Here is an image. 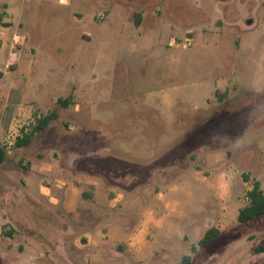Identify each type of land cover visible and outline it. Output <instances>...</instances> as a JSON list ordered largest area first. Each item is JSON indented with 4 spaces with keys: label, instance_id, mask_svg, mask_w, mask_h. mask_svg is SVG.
Returning a JSON list of instances; mask_svg holds the SVG:
<instances>
[{
    "label": "rangeland",
    "instance_id": "1",
    "mask_svg": "<svg viewBox=\"0 0 264 264\" xmlns=\"http://www.w3.org/2000/svg\"><path fill=\"white\" fill-rule=\"evenodd\" d=\"M0 73V264L264 262V216L237 222L264 189V0H0Z\"/></svg>",
    "mask_w": 264,
    "mask_h": 264
},
{
    "label": "trees",
    "instance_id": "2",
    "mask_svg": "<svg viewBox=\"0 0 264 264\" xmlns=\"http://www.w3.org/2000/svg\"><path fill=\"white\" fill-rule=\"evenodd\" d=\"M224 1V0H221ZM140 17H138L139 19ZM57 103L60 107L66 108L71 104V97L58 98ZM57 112L52 111L49 114L39 117L31 130L21 129V134L16 138L14 146L20 148L30 144L33 136L48 127L51 121L57 118ZM7 152L5 147L0 145V165L5 162ZM248 204L238 211L237 222L239 224L248 223L254 219L264 216V190L260 188L258 182H255L252 188L247 192ZM221 236V231L215 227L209 228L203 237L198 241V246L206 249L217 241ZM255 253H264V245H259L254 249ZM190 257L185 256L181 264H189ZM261 264H264L262 262Z\"/></svg>",
    "mask_w": 264,
    "mask_h": 264
},
{
    "label": "crops",
    "instance_id": "3",
    "mask_svg": "<svg viewBox=\"0 0 264 264\" xmlns=\"http://www.w3.org/2000/svg\"><path fill=\"white\" fill-rule=\"evenodd\" d=\"M22 56H20L18 53H10V55L8 56L7 60H6V69H10L14 66H16L18 64V62L21 61ZM1 76L4 75V73H0ZM218 85L222 84L223 81L218 80L217 81ZM217 85V86H218ZM217 89H220V87H217ZM0 93H1V89H0ZM170 93L171 91L169 90H161L160 92H151L147 98V105L152 106L155 103L158 102L160 107H172L173 105V101L170 99ZM160 96V97H158ZM208 103V101H207ZM3 107L5 108V110L7 111V117H13V116H17L20 115L21 112H27L26 108H22L23 105L21 102H11L9 100H6L3 104ZM28 110H30V108H28ZM10 111V113H9ZM260 155L264 156V147H262V151L260 150ZM228 157V156H227ZM241 162V161H240ZM262 163H264V161H262ZM222 166L220 165L218 166L213 172L211 173H207V174H199L198 177H200L201 181H212V182H216L217 183V189H219V187L222 184L227 183L228 181H232V172H233V166L230 165L229 171L225 172L222 170ZM262 167H264V164H262ZM163 180V179H162ZM165 181V180H163ZM260 185V184H259ZM180 187L179 183L170 186V190H176ZM261 188V187H260ZM262 189V188H261ZM250 190V189H249ZM264 190V189H262ZM158 196L163 200L165 199V195L159 193ZM164 201V200H163ZM246 206V205H245ZM244 207V206H243ZM241 209V208H240ZM239 209V210H240ZM154 210L150 209L148 210L146 213L151 215V217H155L156 212H153ZM155 213V215H154ZM83 243L84 244H91L94 242V238L93 236H89V237H83Z\"/></svg>",
    "mask_w": 264,
    "mask_h": 264
},
{
    "label": "clouds",
    "instance_id": "4",
    "mask_svg": "<svg viewBox=\"0 0 264 264\" xmlns=\"http://www.w3.org/2000/svg\"><path fill=\"white\" fill-rule=\"evenodd\" d=\"M60 2H61V3H66V2H67V0H60Z\"/></svg>",
    "mask_w": 264,
    "mask_h": 264
}]
</instances>
